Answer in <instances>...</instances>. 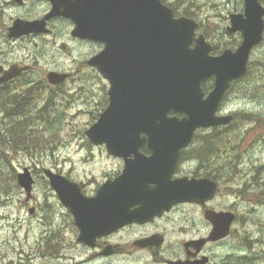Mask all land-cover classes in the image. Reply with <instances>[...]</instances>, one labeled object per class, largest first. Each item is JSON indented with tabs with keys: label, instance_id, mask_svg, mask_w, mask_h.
<instances>
[{
	"label": "water",
	"instance_id": "obj_1",
	"mask_svg": "<svg viewBox=\"0 0 264 264\" xmlns=\"http://www.w3.org/2000/svg\"><path fill=\"white\" fill-rule=\"evenodd\" d=\"M64 14L75 23L72 35L105 43L89 60L110 82L109 105L86 130L93 144H105L109 153L126 159L125 169L114 181L105 182L94 197L85 196L79 184L46 168L51 185L70 208L79 228L78 241L95 247L97 239L133 222L152 220L177 202L204 204L214 198L217 184L210 179H177L164 176L174 167L179 151L189 144L199 127L228 123L232 117L216 116L231 80L246 72L252 48L262 39L264 6L245 0L244 13L230 15L231 30H241L243 43L237 51L213 55L205 36L196 35L199 23L187 16L175 17L161 0H65ZM18 20L11 35L41 31L45 23ZM194 46L192 47V45ZM19 71L12 68L6 78ZM215 76V88L207 98L201 83ZM58 83L68 75L56 72ZM185 113L183 118L170 112ZM148 143L151 156L140 147ZM133 155V158H129ZM173 170V169H172ZM19 185L30 197L34 178L30 168L18 174ZM154 183L149 193L141 186ZM135 199V201H134ZM142 207L131 210L132 204ZM34 213V208L30 209ZM213 228L207 237L191 240L200 251L205 244L227 237L236 218L233 211L207 209ZM155 240V241H154ZM162 243L156 236L140 239L141 247ZM103 255L113 254L108 245ZM208 256L169 264H206Z\"/></svg>",
	"mask_w": 264,
	"mask_h": 264
},
{
	"label": "rangeland",
	"instance_id": "obj_2",
	"mask_svg": "<svg viewBox=\"0 0 264 264\" xmlns=\"http://www.w3.org/2000/svg\"><path fill=\"white\" fill-rule=\"evenodd\" d=\"M167 1L174 2L181 11L194 13L201 23L199 32L209 37L217 51L229 43H236L235 38L224 35L223 29L230 24L231 13H244L245 0ZM64 41L68 42L66 37ZM69 45L73 54L63 55L64 65L71 64L73 59L75 63L88 54V48L81 44ZM250 63V83L234 89L225 105L229 110L246 115L240 116L233 128L220 134V188L211 204L219 210H233L238 218L228 238L206 247L205 254L214 257L213 264L221 261L216 256H242L250 253L251 246L253 254L248 256H257L259 259L254 260L260 262L255 264H264V201L261 195L264 191V41L253 50ZM102 79L85 69L59 90L38 89L37 97L46 99L44 115L40 119L34 114L36 118L30 123L26 147L4 145L7 136L4 132L0 135V264L20 259L22 264H46V257L54 255H74L77 259L87 255V250L77 242L72 215L58 204L52 187L43 177L42 168L61 169L88 182L102 181L108 170L119 168L120 162L109 157L106 150L88 148L92 144L86 129L102 112L103 94L108 86ZM43 100L40 99L38 107L43 105ZM1 119L0 114V126L3 127ZM205 135L199 131L193 143H202ZM24 165L33 166L37 177L30 204L25 203L26 194L17 179V173ZM30 206L36 207L33 215L29 212ZM46 208L50 210L48 214ZM185 208L184 213L176 214L169 232L177 254L183 251V240L206 236L211 230L202 208L192 205ZM46 218L53 220L58 228L55 252L45 247L47 244L42 238ZM109 263L158 264L146 251L138 252L136 258L130 260L127 256L115 257Z\"/></svg>",
	"mask_w": 264,
	"mask_h": 264
},
{
	"label": "flooded vegetation",
	"instance_id": "obj_3",
	"mask_svg": "<svg viewBox=\"0 0 264 264\" xmlns=\"http://www.w3.org/2000/svg\"><path fill=\"white\" fill-rule=\"evenodd\" d=\"M64 1L65 0H0V114L2 115L1 122L3 125V127L0 126V133L4 132L10 136L21 134L26 135L31 130L30 120L32 115L34 116L35 114L36 117L40 119L43 117L46 99L43 100L42 96L37 97L36 92L38 89L42 91L46 90V92H48L49 89H52V91L53 89L59 90L72 82L79 71L85 69L94 71L95 74L102 79L97 68L89 64V60L104 49L105 43L72 35L75 23L71 20L72 18L65 16ZM260 2L263 4L264 1L260 0ZM18 20L40 22V27L43 26L42 23H45V25L41 31H30L20 35H11V27ZM65 25L67 26V29ZM223 33L225 36L235 38L236 43H229L223 46L221 50L217 51L214 43H212L209 40V37L206 36L212 43L213 51L216 54L222 53V51L227 48L236 50L242 42V32L240 30L232 31L229 28V24L224 27ZM65 37L68 41L67 43L64 41ZM71 43L81 44L83 48H88V54L81 59H77V62L75 63L73 59L71 64L64 65L63 55L66 54L72 56L73 54L72 48L69 45ZM12 68L19 72L10 78H6L8 72ZM51 72L67 74L68 77L63 81L53 83L48 78ZM251 72V63L249 62L248 69L243 77L231 82L217 112L218 115L232 114V121L226 125L197 130L196 133L199 131L206 133L205 137L203 136V142L197 144L190 143L180 150L173 171H171L169 167L164 168L162 171L164 176H169V180L172 181L185 177L197 179L210 178L218 184L215 198L217 197L221 172L219 162L222 160V150L219 146L220 134L225 129L233 128L237 124L240 116L246 115L239 113L238 111L229 110L225 105L234 89L241 87V84L245 85L246 82L250 83L249 79ZM214 85V76L202 82V89L205 97L213 89ZM108 88L109 84L106 87L105 94H103V110L109 104ZM40 99H42L44 103L41 107H38L37 104ZM179 116L182 117L183 115ZM209 133L212 134L210 136H215V143H207V135ZM88 146V148H102L106 150L105 145L94 146L92 144ZM81 147L82 146H80V148ZM139 152L144 156L152 155V150L147 143L140 147ZM107 154L109 157L117 159L120 162V166L113 171L108 170L104 174L102 181L88 182L83 179H77L71 173L65 172L61 169H58L57 172L65 175L70 180L77 182L84 195L94 196L104 182L114 181L123 172L125 167L124 157L115 156L108 152ZM129 158H133V155H130ZM30 167L33 168V166ZM33 174H35L34 169ZM43 177L46 179V183L50 186L47 177L44 175ZM36 185L37 177L35 176L34 188ZM154 187V183L149 182L146 185L143 184L141 186L142 190L139 194H145L144 192L149 193ZM50 189L54 192V197L58 204L66 209L71 215L70 210L61 202L55 190L53 188ZM32 200L33 197L31 200H25V203L30 204ZM211 202L205 205H199L192 202L173 204L168 209L163 210L160 216H156L151 221H137L127 224L118 231L99 238L95 248H90L83 243H78L87 250V255L81 259H77L74 255L73 257L54 255L46 257V264H53V261H57L56 264H96V262H99L100 264H110L109 262L115 257L127 256L128 260L136 258V254L141 251L150 253V258L158 264H168L169 260H195L204 255L207 245L204 246L201 251L197 252L195 246L189 245L187 247L185 245V243L191 239H185L182 243L183 251L177 254L175 243L172 241L170 242L169 232L172 231L170 227H172L171 224L175 223L176 214L181 212L184 213L186 210L185 206H197L204 211L207 208L217 209V207H214ZM46 205L48 206L49 204ZM141 207V203H135L132 204L131 210H136ZM46 209L44 210H46L48 214L50 210L48 208ZM45 224H47L44 227L45 236L43 235L42 237L47 244L45 247H52L50 250L55 252L57 251L55 241L58 240V235L55 233L58 228L55 222L53 220H48V218H46ZM76 231L78 236L79 230L77 226ZM152 235L156 236V239H158L157 241L163 239L162 243L157 242L146 247H139L135 244V241L138 239ZM126 237H128L127 240L125 239ZM107 245L113 246L114 253L113 255L103 256L102 251ZM216 258L221 261L216 262L215 264H225L227 262V264H255L256 262L254 259H259L257 257L235 256H216ZM213 259L214 257L210 256L207 264H213ZM22 262L21 259L19 261L13 260L10 264H22Z\"/></svg>",
	"mask_w": 264,
	"mask_h": 264
},
{
	"label": "trees",
	"instance_id": "obj_4",
	"mask_svg": "<svg viewBox=\"0 0 264 264\" xmlns=\"http://www.w3.org/2000/svg\"><path fill=\"white\" fill-rule=\"evenodd\" d=\"M261 195L263 196V201H264V191H262ZM250 248V253H247L245 255H242V256H248V255H252L253 253L251 252L252 251V246L249 247Z\"/></svg>",
	"mask_w": 264,
	"mask_h": 264
}]
</instances>
